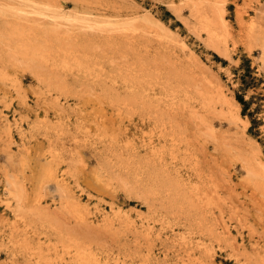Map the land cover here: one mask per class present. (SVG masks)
<instances>
[{
    "label": "rangeland",
    "instance_id": "obj_1",
    "mask_svg": "<svg viewBox=\"0 0 264 264\" xmlns=\"http://www.w3.org/2000/svg\"><path fill=\"white\" fill-rule=\"evenodd\" d=\"M61 1L68 10L77 9L71 0ZM133 1L175 39L171 43L181 63L194 65L202 77L221 84L239 106L240 127L214 113L202 119L183 104L172 115L183 130L182 145L193 156L191 172L184 170L181 179L200 187L201 213L216 236L192 237L191 220L175 218L169 207L158 206L152 216V208L126 186L134 172L120 168L122 161L106 154L110 138L121 135L134 142L143 156L157 143L154 127H143L138 119L134 124L123 120L119 110L97 94L64 100L39 93L38 81L28 70L8 67L9 77L0 78V264L35 261L14 258L6 246L12 232L22 238L29 228L8 204L10 189L19 186L27 207L54 212L66 226L102 242L100 264H123L116 263L118 257L142 247L130 231L116 243L110 231L99 227L107 216L114 227L128 221L141 230L150 222L155 264H194L198 258L208 264H254L250 257L264 260V54L261 46L249 43L246 26L257 18V7H263L264 0H224L231 30L226 53L209 44L200 14L181 0ZM36 123L42 126L33 127ZM50 123L64 124L65 140L46 130ZM62 146L73 149L72 162L53 153ZM147 171L143 182L145 176L157 174ZM34 228L31 243L45 253L50 248L53 264H64L70 256L64 243L53 235L49 241ZM129 260L142 262L136 255Z\"/></svg>",
    "mask_w": 264,
    "mask_h": 264
},
{
    "label": "bare ground",
    "instance_id": "obj_2",
    "mask_svg": "<svg viewBox=\"0 0 264 264\" xmlns=\"http://www.w3.org/2000/svg\"><path fill=\"white\" fill-rule=\"evenodd\" d=\"M71 1L77 9L68 10L61 0H0V78L9 77L8 67L22 68L37 79L39 93L64 100L81 97L84 93L97 94L114 105L123 120L127 118L134 124L138 119L137 124L154 127L157 143L151 147L146 145L150 150L146 148L143 156L140 150H135L134 142L121 135L110 138L111 148L106 154L119 158L120 168L134 172L126 186L152 208V216L157 215L158 206L169 207L175 218L182 216L191 220L195 226L189 233L192 237L198 233L216 236L214 226L206 224L201 213L204 196L200 187L181 179L184 170L191 172L193 156L189 147L182 145L183 130L179 123L173 122L172 115L179 113L183 104L202 119L214 113L240 127L242 117L238 104L221 84L202 77L194 65L181 63L171 43L175 39L133 0ZM181 1L188 4L192 12L200 14L201 27L209 44L226 53L231 30L225 18L224 0ZM257 10V18L246 24L247 38L249 43L261 46L264 54V6ZM63 125L50 123L45 127L62 141L66 137ZM115 146L118 150L113 148ZM53 153L65 155L69 160L74 155L73 149L65 146L54 148ZM259 155L261 157V153ZM146 170L157 174L145 176L143 182ZM112 178L117 179L110 175ZM125 183L124 180L122 184ZM22 190L21 186L10 189L8 199L15 215L29 227L22 238L12 232L7 240L6 246L14 258L35 259L26 264H53L50 248L45 253L41 246L31 243V228L35 227L49 241L53 235L64 243L70 255L64 264L102 262L99 254L105 247L102 242L66 226L54 212L27 207ZM112 220L105 217L99 227L110 231L116 243L130 231L142 245L137 251L129 252L130 255L118 257L116 263L132 264L129 258L135 255L141 258V264L157 262L154 261L156 244L150 222L138 230L128 221L124 226L114 227ZM249 259L254 264H264L261 258ZM194 264L208 262L198 258Z\"/></svg>",
    "mask_w": 264,
    "mask_h": 264
}]
</instances>
